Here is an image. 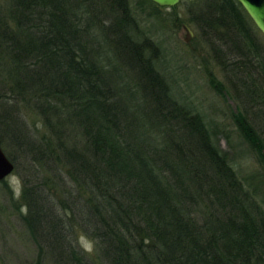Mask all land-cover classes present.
I'll return each mask as SVG.
<instances>
[{
	"label": "trees",
	"instance_id": "1",
	"mask_svg": "<svg viewBox=\"0 0 264 264\" xmlns=\"http://www.w3.org/2000/svg\"><path fill=\"white\" fill-rule=\"evenodd\" d=\"M6 2L0 100L21 103L37 126L26 132L2 113L0 136L35 176L32 186L21 183L20 222L39 256L51 264H264V174L240 179L202 118L174 98L156 70L157 47L137 39L127 1ZM203 2L193 23L216 65L258 62L257 30L240 6ZM242 114L233 116L240 135L264 164V141Z\"/></svg>",
	"mask_w": 264,
	"mask_h": 264
},
{
	"label": "rangeland",
	"instance_id": "2",
	"mask_svg": "<svg viewBox=\"0 0 264 264\" xmlns=\"http://www.w3.org/2000/svg\"><path fill=\"white\" fill-rule=\"evenodd\" d=\"M126 1L137 25V39L147 38L158 49L155 67L168 83L174 98L202 118L214 143L240 179L248 175L263 176L261 157L242 138L233 116L243 113L245 124L264 141V38L257 31L255 42L260 52L255 59L260 64L244 57L247 62L250 60L244 68L234 70L232 66L223 71L216 65L215 57L219 59V55H214L207 45V34L202 36L193 23L203 9V0L197 3L180 1L172 8H159L145 0ZM6 4V0H0L2 10ZM181 24L193 33L189 45L183 42ZM216 32L229 34L223 27ZM221 50L227 49L222 47ZM225 58L231 61L236 56L228 51ZM213 86L222 91L217 92ZM7 87V80L0 73V93L5 94ZM11 103L12 108L8 109ZM2 113L6 118L20 119L26 132L37 126V117L21 103L1 99L0 118ZM0 140L3 154L13 164V171L0 181V264H51L47 258L39 256L20 222L25 213L19 199L21 183L26 181L32 186L35 176L31 173V165L16 151L8 135L0 136ZM262 192L264 195V187ZM261 207L264 209V204ZM78 245L82 252L90 253L91 246L84 239H79Z\"/></svg>",
	"mask_w": 264,
	"mask_h": 264
},
{
	"label": "water",
	"instance_id": "3",
	"mask_svg": "<svg viewBox=\"0 0 264 264\" xmlns=\"http://www.w3.org/2000/svg\"><path fill=\"white\" fill-rule=\"evenodd\" d=\"M159 8H172L180 1L192 2L194 0H148ZM245 15L248 17L254 28L264 38V0H234ZM180 28L184 31L183 42L189 45L193 33L184 24ZM13 171V164L5 157L0 148V181L4 180Z\"/></svg>",
	"mask_w": 264,
	"mask_h": 264
}]
</instances>
